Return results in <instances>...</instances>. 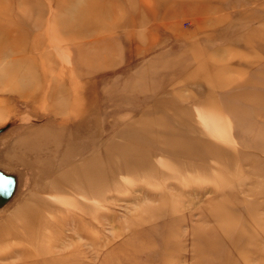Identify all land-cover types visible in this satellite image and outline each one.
Returning a JSON list of instances; mask_svg holds the SVG:
<instances>
[{"label":"rangeland","instance_id":"rangeland-1","mask_svg":"<svg viewBox=\"0 0 264 264\" xmlns=\"http://www.w3.org/2000/svg\"><path fill=\"white\" fill-rule=\"evenodd\" d=\"M0 12V264H264V0Z\"/></svg>","mask_w":264,"mask_h":264},{"label":"bare ground","instance_id":"bare-ground-1","mask_svg":"<svg viewBox=\"0 0 264 264\" xmlns=\"http://www.w3.org/2000/svg\"><path fill=\"white\" fill-rule=\"evenodd\" d=\"M194 2V1H193ZM188 4V3H187ZM196 6V5H195ZM78 13V12H77ZM2 16V18H0V26H2V22L4 21V20H8V18H9V16H7L6 15V13L4 12V13H2V12H0V17ZM82 16H83V14H82ZM81 17V16H80ZM71 21V20H70ZM70 21H69V23H70ZM6 36V35H5ZM51 38V37H50ZM203 120V119H202ZM206 121V120H205ZM208 121V120H207ZM149 126V125H148ZM214 133V132H213ZM209 135V134H208ZM173 140V139H172ZM174 142V141H173ZM176 142V141H175ZM168 146V145H167ZM160 150V149H159ZM131 163V162H130ZM100 165V164H99ZM105 165V164H104ZM182 166V165H181ZM90 169V168H89ZM124 169V168H123ZM184 170V169H183ZM120 171V170H119ZM83 175V174H82ZM111 177V176H110ZM109 177V178H110ZM113 181V180H112ZM179 191V190H178ZM101 201V200H100ZM38 215V214H37ZM39 217V216H38ZM100 217V216H99ZM42 219V218H41ZM99 220V219H98ZM26 221V220H25ZM37 222V221H36ZM41 221H39V223H40ZM38 223V222H37ZM42 226V225H41ZM46 226H47V224H46ZM50 226V225H49ZM48 227V226H47ZM39 228H42V227H39ZM49 228V227H48ZM32 230V229H31ZM50 230H51V228H50ZM29 232V231H28ZM31 233V232H30ZM28 234V233H27ZM34 235V234H33ZM35 236V235H34ZM30 237V236H29ZM33 238V237H32ZM21 239V238H20ZM27 239H29V238H27ZM22 240V239H21ZM30 241V240H29ZM37 241V240H36ZM22 242H24L23 240H22ZM34 242H35V240H34ZM33 244V243H32ZM35 244V243H34ZM3 247V246H2ZM35 248H36V246H35ZM13 249V248H12ZM11 249V250H12ZM1 250V249H0ZM3 252V251H2ZM2 254V253H1Z\"/></svg>","mask_w":264,"mask_h":264}]
</instances>
